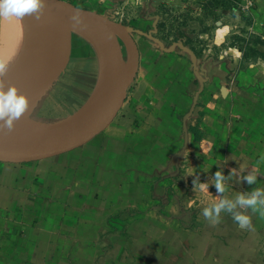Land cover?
<instances>
[{
  "label": "crops",
  "instance_id": "obj_1",
  "mask_svg": "<svg viewBox=\"0 0 264 264\" xmlns=\"http://www.w3.org/2000/svg\"><path fill=\"white\" fill-rule=\"evenodd\" d=\"M64 4L113 27L127 90L83 145L0 160V264H264L258 215L254 231L231 214L215 227L201 215L216 200L218 168L238 169L228 198L264 188V0L248 17L203 0ZM0 29L3 48L20 27L1 21ZM236 35L255 39V52L225 47ZM92 36L71 29L62 38L56 114L65 121L96 115L111 91L108 55ZM198 40L202 51L183 45ZM253 167L257 183L240 182ZM193 171L208 192L193 191Z\"/></svg>",
  "mask_w": 264,
  "mask_h": 264
},
{
  "label": "rangeland",
  "instance_id": "obj_2",
  "mask_svg": "<svg viewBox=\"0 0 264 264\" xmlns=\"http://www.w3.org/2000/svg\"><path fill=\"white\" fill-rule=\"evenodd\" d=\"M1 21H10L11 24L20 27L16 30L15 37L10 33L11 38L7 39L3 48L0 29V56L9 57L6 59L10 60L6 82L15 84L21 93L26 94L30 106L16 122L14 131L8 134L0 132V139L10 140L20 148L38 147L66 138L80 130L94 117H90L91 112L79 119L66 121L56 114V106L64 102L56 99L63 94L61 86L57 83L62 69V57L66 51L62 38L71 29H78L43 17L36 20L34 16H25L22 20L0 19V24ZM166 22L171 25L175 21L167 19ZM174 26L178 28L175 24ZM169 29L171 33L174 28ZM81 31L91 33L85 29ZM92 37L98 40L95 34ZM48 68L53 70L47 72ZM50 91H53L51 97Z\"/></svg>",
  "mask_w": 264,
  "mask_h": 264
},
{
  "label": "clouds",
  "instance_id": "obj_3",
  "mask_svg": "<svg viewBox=\"0 0 264 264\" xmlns=\"http://www.w3.org/2000/svg\"><path fill=\"white\" fill-rule=\"evenodd\" d=\"M61 3L64 4V0H61ZM47 6V0H0V19L22 20L25 16H34L36 20H40ZM70 20L74 29L87 28L84 15L79 8H74L71 11ZM9 71V61L0 56V132L4 134L14 131L16 122L28 111L30 106L27 95L21 93L15 84L6 82L5 77ZM239 170L243 171L244 169ZM237 172L238 169L233 168L225 176L223 169L218 168L211 180V185L216 189V200L203 207L201 215L210 226L215 227L221 222V213L231 214L236 223L254 231L252 215H258L261 220H264V188L256 187L250 192H238L234 198H228L225 195L228 190L227 181L236 177ZM190 175L195 177L192 180L194 192L206 193L209 191L210 184L208 182H200L199 176L194 171ZM259 175H261L259 170L253 167L246 174L240 175L238 179L240 182L246 181L248 185H253L257 183Z\"/></svg>",
  "mask_w": 264,
  "mask_h": 264
},
{
  "label": "water",
  "instance_id": "obj_4",
  "mask_svg": "<svg viewBox=\"0 0 264 264\" xmlns=\"http://www.w3.org/2000/svg\"><path fill=\"white\" fill-rule=\"evenodd\" d=\"M47 5L43 18L72 26V21L70 20L71 11L74 9L72 6L63 4L58 0H47ZM83 15L87 24L85 30L95 32L100 45L108 55V75L111 81V91L108 98L96 115L84 127L61 140L38 147L20 148L10 140L0 139V160L31 161L65 153L83 145L100 133L119 110L126 94L128 80L126 77L118 75V71L123 66L118 39L113 27L108 22Z\"/></svg>",
  "mask_w": 264,
  "mask_h": 264
},
{
  "label": "trees",
  "instance_id": "obj_5",
  "mask_svg": "<svg viewBox=\"0 0 264 264\" xmlns=\"http://www.w3.org/2000/svg\"><path fill=\"white\" fill-rule=\"evenodd\" d=\"M206 3L214 5V6H220L222 8H232V2L227 1V0H210V1L206 2ZM175 39L177 41H178V39L179 40L183 39V37H182V35L180 34L179 31L176 32ZM254 40L255 39L243 38L241 35H239V36L236 35V36H233L231 40H229V42L225 45V47L237 48L242 53V55L244 57H247V56H249V55H251V54H253L255 52V49H254V46H253ZM192 42L193 41H190V42L188 41V43L184 42L183 45H187L189 48L195 49L196 51H198V50L202 51L203 47L201 46L200 41H197V44H196L197 46L196 45L193 46ZM200 48H201V50H200Z\"/></svg>",
  "mask_w": 264,
  "mask_h": 264
},
{
  "label": "built area",
  "instance_id": "obj_6",
  "mask_svg": "<svg viewBox=\"0 0 264 264\" xmlns=\"http://www.w3.org/2000/svg\"><path fill=\"white\" fill-rule=\"evenodd\" d=\"M210 0H203L206 3ZM232 2V10L238 14L248 17L255 8V0H227Z\"/></svg>",
  "mask_w": 264,
  "mask_h": 264
},
{
  "label": "bare ground",
  "instance_id": "obj_7",
  "mask_svg": "<svg viewBox=\"0 0 264 264\" xmlns=\"http://www.w3.org/2000/svg\"><path fill=\"white\" fill-rule=\"evenodd\" d=\"M89 32L95 34V32H93V31H89ZM95 35H96V34H95ZM8 56H9V55H8ZM6 58L8 59L9 57H6ZM9 62H10V60H9ZM87 122H88V121H87ZM87 122H86V123H87ZM86 123H85V124H86ZM85 124H84V125H85ZM84 125H83V127H84Z\"/></svg>",
  "mask_w": 264,
  "mask_h": 264
}]
</instances>
